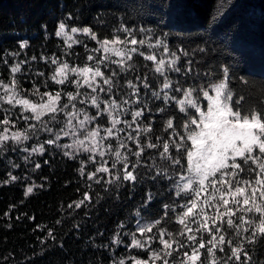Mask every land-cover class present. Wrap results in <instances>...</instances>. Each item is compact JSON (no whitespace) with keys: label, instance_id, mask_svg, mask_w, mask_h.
Masks as SVG:
<instances>
[{"label":"trees","instance_id":"16d2710c","mask_svg":"<svg viewBox=\"0 0 264 264\" xmlns=\"http://www.w3.org/2000/svg\"><path fill=\"white\" fill-rule=\"evenodd\" d=\"M61 23L68 28L89 27L97 39L81 35L79 43L69 48L55 35ZM115 37L144 40L152 48L161 41L170 55L180 57L176 67L181 71L166 68L165 75L176 87L194 88L193 98L204 107L201 89L210 91L225 71L234 107H264V0H0V80H15L20 93L33 100L46 98L44 93L65 96L72 89L52 79L58 64L86 66L98 41ZM153 50L159 54L156 47ZM153 50L142 47L144 55L153 54ZM128 64L131 69L123 72L114 65L104 69L107 76L112 71L118 74L113 78L112 98H129L127 80L140 87L138 107L147 101L151 109L141 123L152 128V132L141 134V143L150 139L160 147L146 148L139 164L134 157L135 167L130 171L135 182L119 176L96 183L88 179L91 172L80 159L57 147L25 158L0 146V264H118L130 255L142 257L129 249L131 245H123L130 242L140 222L155 223L153 230L158 235L161 231L178 234L182 229L177 219L190 199L177 195L175 185L188 168L187 148L191 144L185 138V147L178 152L173 141L179 144V135H173L172 129L165 131V127L171 119L176 133L183 135V124L195 110L188 108L187 115L180 112L177 101L183 98V91L166 90L175 97L167 104L151 96L164 79L154 71L152 61L137 53ZM16 65L20 71L12 73ZM145 77L149 89L142 87ZM241 96L244 99L236 105ZM5 118L0 113V121ZM15 119L20 121L17 116ZM107 121L105 116L103 124ZM3 129L5 124L0 123V133ZM157 136L162 139L157 140ZM170 136V154L180 160L178 165L160 156L163 140ZM28 187H33L31 194ZM85 193L89 200H84ZM204 236L206 233L199 232L198 238ZM234 236L232 232V247L242 246L251 258L246 264H264V236L257 234L254 244ZM177 238L189 243L184 236ZM114 239L119 243H113ZM223 247V252H216L224 260L220 264H245L243 253L237 262L228 259L230 247ZM191 250L189 245L174 251L170 261L180 264L183 253ZM201 262L210 264L206 248ZM125 264H132V260Z\"/></svg>","mask_w":264,"mask_h":264},{"label":"snow or ice","instance_id":"6c2138e0","mask_svg":"<svg viewBox=\"0 0 264 264\" xmlns=\"http://www.w3.org/2000/svg\"><path fill=\"white\" fill-rule=\"evenodd\" d=\"M66 25L61 23L59 25V30L56 31L55 35L65 36V43L71 48L72 44L78 41L74 40L72 35H66L65 32ZM71 33L82 32L86 36H90L92 40H96V35L92 32L89 27H84L82 29L72 27L70 29ZM100 47L94 51L103 52L100 60L97 62L99 64H105V61L109 59L110 56H115L118 59L112 60L119 66L120 70L127 71L131 69V65L128 61L133 59L131 53H136L137 48H127L120 47V45H143L144 40L137 41L135 38L121 40L119 37H115L111 40L103 39L98 41ZM163 46L164 53L168 54V48L166 45H162L161 41H157V45ZM21 47H24L22 44ZM144 56L145 60L152 61L156 66L154 71L160 76L164 77L159 91L153 90L151 96L156 99H162L165 104L170 100H175L174 96L169 95L166 90H173L175 92L183 91V98L177 101L179 105L180 112L187 113V109L191 108L195 110V115H190L189 119L183 124L185 130L183 135L176 133L173 126V121L169 119L166 122L165 131L168 129L173 130V135H179L180 143L175 145L176 150L179 152L181 148L185 147V138L190 142L191 147L187 148V161L188 169L187 171L192 174L191 176H180L181 181H185L182 185L178 187L177 195L180 192L192 193L193 198L188 201L186 205L182 207L186 208L183 211L177 222L182 225V229L178 234H173L171 232L161 231L159 233L158 242L162 245V249L152 250L148 259L141 261L135 257H130L133 260V264H155L157 260H162L163 264H169L168 257L172 256V253L180 252L182 248H187L191 245V254L185 251L183 253L184 259L181 260L180 264H197L200 260V249H205L206 245H210L207 248V252L213 255V261L215 264L214 253L217 249L220 252L224 251V245L227 244L230 247L231 255L228 259H234L237 262L241 260V254L243 253L245 257V264L250 260V256L242 246L232 247V241L227 240L225 235L221 234L222 228L217 226L218 222L224 223V218L227 217L226 224L229 228H235L237 235H239L240 229L244 225H248V228L244 230L247 232L251 229V235L247 237V242L249 244H254L257 242V233L264 236V107H259L256 109L242 110L241 107H234L233 105V95L229 89L228 84V73L225 71L224 78L218 83H214L211 86L212 95L209 94L208 90L201 89L203 98L208 101L206 110L202 109L198 101L193 98L194 88H181L174 86L171 79L165 75L166 68L172 69L176 72H180L181 69L176 67L177 61L180 57L172 53V59L166 61L164 59L157 60L155 55H144L143 52L139 53ZM89 61L93 60L94 57L89 55L87 57ZM52 63H56L55 60ZM105 67L107 65L105 64ZM20 71L19 65L11 68L12 73ZM75 74L78 79L71 81L75 86L77 91L75 94L69 92L67 93L69 103L76 101L78 97H81V88H86L90 90L91 93L95 95L88 96V93H84L85 98L79 100L80 104H90L92 107L97 109V112L93 116H89L83 110H80L79 114L76 111L68 113L67 130L61 129L65 136L74 135L75 129L72 125V121L79 119L82 115V119H79L80 129L83 130L85 125L91 123L97 117L102 114L108 116L109 123L111 127L104 129L105 136L100 135V129L94 128L87 132V138L90 147L85 146L84 140H78L77 143L79 147L85 152H91L93 158L95 155H99L103 158L106 151L111 150V145L105 149L104 145L101 143L102 140L118 135L120 132L124 131L123 128H118V125L123 124L126 128L131 129L128 133L127 139L135 143L137 151L132 152L129 149V153L137 158L136 164H139L140 158L144 153L145 149H154L160 147V145L153 143L150 139L146 143H141V133L152 132L151 126H142L140 123V118L148 119L146 112H150L151 109L147 107V101L143 105L138 107L136 110L129 113L128 107L130 104L140 105V87L133 83L132 80H127L126 87L131 90L130 93H126L129 98H123L118 102L117 99L112 98L115 94L112 92L114 85L113 78L118 74L112 71L109 76L101 70L99 66L97 67H82V68H70L68 63H63L57 67L55 74L52 79L57 84H64L69 80V73ZM137 80L140 77H136ZM106 86V87H105ZM6 92V102L8 104L15 103L23 107L25 112H31L33 119L40 121L41 118L46 114H56L62 111L64 108L68 107V104L60 105L59 101L61 99V93L56 92L55 95L52 93H44L43 96L47 97L46 101L39 104L31 103L27 99H17L16 98V81L13 80L11 85H3ZM144 89H149L151 87L148 82V78H144L142 84ZM38 91V90H37ZM100 93L105 94V99L101 100ZM161 93L163 96L161 97ZM111 94V95H110ZM135 98V99H132ZM244 97H239L235 104L239 105L240 101ZM75 108V104H73ZM158 111H164L163 108H158ZM131 115V122L127 120H122L121 115ZM26 120L29 117H24ZM5 125L9 124L10 121L5 118L0 121ZM135 125V127H133ZM192 126H195L194 128ZM35 127V126H31ZM51 132V129H47ZM8 129H3L0 133V146H2L9 139L19 144L23 140L29 139L26 133L13 132L9 136ZM132 132L136 135L133 136ZM60 138L59 134L56 135V140ZM157 140L162 138L157 136ZM56 140L49 139L46 141L48 144H54ZM171 136L163 140L162 152H160L161 158H166L172 162V164H180V160L173 158L170 154V144ZM121 148H127V144L120 143ZM62 147L71 148L72 145L65 144ZM26 150V149H25ZM33 151L43 152L44 148L41 145L39 148H33ZM116 161L113 163L115 167L116 163H121L123 165V176L122 179L125 181L135 182L136 176L133 171L129 170L128 155H122L120 151L115 153ZM65 155H71L69 152H65ZM107 161L103 165L96 168L95 172L88 175V179L92 180L97 173H109L110 170L106 166ZM247 166V167H245ZM36 167H40L39 164ZM135 165H133V168ZM81 173L83 174V168H81ZM247 173V176L242 175ZM193 176L195 179H193ZM115 179H120L119 176L114 177ZM13 180L16 177H12ZM96 183H100V180H96ZM111 183V181H108ZM195 185V187H194ZM28 193L32 192V188L27 189ZM203 198L201 199V197ZM90 197L87 193L84 195V200H89ZM81 201L80 203H83ZM234 205L230 207L229 205ZM71 207V206H70ZM76 207H80L77 204ZM197 209L198 212H197ZM205 209H215V215L209 216ZM223 209V211H221ZM255 212L259 214L258 222L252 220L250 217L245 218L246 214ZM237 213H244L238 217L240 223L236 224L232 217L236 216ZM189 218H192L189 222ZM211 222V224H210ZM156 223H159L157 221ZM195 224L196 227L193 228L191 225ZM153 226H143L139 227L137 231L141 236L145 233H151ZM207 232L211 237L209 240L205 241L200 239L198 241L195 233ZM51 235V233H49ZM178 236L186 237L189 243H185L177 238ZM165 236L168 238L165 239ZM153 237L149 236L143 242L140 239H136L133 235L131 241V247L133 248H144L148 250L149 241ZM113 243H119L117 240H113ZM118 264H125L124 259H120Z\"/></svg>","mask_w":264,"mask_h":264},{"label":"rangeland","instance_id":"374dc122","mask_svg":"<svg viewBox=\"0 0 264 264\" xmlns=\"http://www.w3.org/2000/svg\"><path fill=\"white\" fill-rule=\"evenodd\" d=\"M70 29L71 28H68L66 26L65 32H66V35H72L73 39L78 41L77 43L72 44V46H74V45L79 43L81 35H84V34L82 32L71 33ZM60 37L62 39H64V40L66 38L65 36H60ZM125 39H129L130 40L132 38H124V39H121V40H125ZM149 45H150L149 43H144L143 45H140L139 43L136 44V45H131L129 43L127 45H120V47H127L129 49L133 48V47L137 48L138 51L136 53H131L132 56H134L137 53L142 52V47L143 46L148 47L151 50H153V48L156 47L158 49V51H159V54H156L154 52V50H153L152 51L153 54H151V55H155L157 57V60L164 59V60L168 61V60L173 58L172 55H170L169 53L165 54L164 53V49L162 51L160 46H155L156 45L155 44L154 47L152 48L151 47L152 45L151 46H149ZM99 47H100V45L98 43V47L96 49H99ZM103 55L104 54H103L102 51H100V52L93 51L91 56H93L94 59L91 60L90 64H88L86 66H72V65L69 64V67L70 68H73V67L82 68V67H97V66H99L101 68V70L104 72V69L108 70V69H110L112 67V65L118 66L117 64L111 62L112 60L118 59L115 56H110L109 59L107 61H105V64L107 65V67H105V64H99L98 65L97 62L100 60L101 56H103ZM129 62L130 61H128L127 63H129ZM61 64H63V63H61ZM61 64H58V66H60ZM105 75L107 76L106 73H105ZM76 79H78V77L75 74H72L70 72L69 73V80L66 81L64 84H62V85H65V86L68 87L67 90H71L72 89L70 92L73 93V94H75L77 89H76V86L71 81L76 80ZM3 85H11V83H7V82H4V81L0 80V113L2 115H6V118L10 121L9 124L5 125V128H7L9 130L7 134L9 136H11V134L13 132L19 131V132H22V133H26L29 136V139L23 140L19 144L15 143L11 139H9L7 142H5L1 146V149H3V151L5 149H10L11 151H13V153H17V155L21 154L25 158H33L35 156L44 154L48 147L54 146V147H57V148L63 150L64 152H69V153H71L72 156L80 159L83 162L84 168L86 170H88L89 172H91V173L95 172L96 168L100 167L101 165L104 164L105 161H107V165L106 166L109 168L110 174L109 173H97L93 180H100V179H102L104 177H107V178L111 179L112 177L123 176V165L121 163H116L115 167H113V163L116 161V157H115V154H114L116 151H120L122 153V155H125V154L128 155L127 163L129 164V170L133 166L132 163L134 161V157L135 156H133V155H131L129 153V149H131L132 152H135V151H137V148H136V145H135L134 142L129 141L127 139V135H128L129 132H131V129L126 128L123 124L118 125L117 127L118 128H123L124 131L120 132L118 135H114L113 137H110V138H107V139H104V140L101 141V143L104 145L105 149L108 147V145H111V150L106 151V154H105V156L103 158H101L98 154L95 155V157L93 158V154L91 152H85L79 147V145L77 143L78 140H84L85 141V146L90 147V144H89V141H88V138H87V132L90 131V130H93L94 128L98 127L100 129V135L102 137L106 135L105 132H104V129L111 127V124L109 123V120L107 121V125L103 124L104 123L103 119H104L105 116H107L106 114H102L99 117H97L95 120H93L91 123L86 124L85 128L83 130H81L80 126H79V119L83 118L82 115H80L79 119H76V120L72 121V125H73V127L75 129V134L74 135L65 136L63 134V132L61 131V129L67 130V121L69 119L67 114L70 113V112L76 111L79 114L80 110H83V112H86L89 116L95 115V113L97 112L96 108L92 107L90 104H80L79 103V100L81 98H85L84 95H83L84 93L87 92L89 97L91 95H95V94L91 93L90 90H87L86 88H81L80 89V92L82 94L81 97H78L76 101H73L71 103H69V101H68L67 94L65 96H63L61 94V99L59 101V104L60 105L68 104V107L64 108L62 111L57 112L56 114H46V115H44L41 118L40 121H37L36 119L31 118L32 117V113L30 111L29 112H25L22 106L16 105L15 103L8 104L6 102L5 97H6L7 94L5 92V89H4ZM15 91H16V98L17 99H27L31 103H34V104H39V103H42L43 101L47 100V97L44 98V99H40V100H33V99L28 98V97H25L24 95H22L20 93V91L18 90L17 87H15ZM209 94L210 95L213 94L211 92V90L209 91ZM53 95H55V94H53ZM100 98H101V100L105 99V94L104 93H100ZM123 98H126V96L123 97ZM203 100H204V102H206V107H207L208 101L205 100L204 98H203ZM73 104H75V108H73ZM199 105L202 107V109L206 110V107H204L203 103H201V104L199 103ZM127 107H128V111L130 113L131 111L136 110L138 108V105L133 103V104H130L129 106H127ZM16 116L19 118L20 121H16V119H15ZM24 117H29V119L26 120ZM120 118L122 120H127V121L131 122V115L130 114L121 115ZM140 123H141V118H140ZM31 126H35V127H31ZM142 126H143V124H142ZM133 127H135V125H133ZM46 128L47 129H51V132L47 131ZM57 134H59V136H60V138L58 140H56V135ZM132 135L135 136L136 133L132 132ZM49 139L56 140V142L54 144L46 143V141L49 140ZM121 142L127 144V148H121L119 146ZM65 144L72 145V147L71 148L62 147ZM41 145H43V148H44V151L42 153L33 151V148H39ZM136 160H135V162H136ZM187 169H186V172H185V174L183 176H191L192 175V174H190L187 171ZM193 179H195L194 176H193ZM183 183H185V181H181L180 179H178V181H177V183L175 185V188H176L177 191H178V187L180 185H182ZM194 187H195V185H194ZM28 188H33V187H28ZM31 193H28V194H31ZM180 194L186 195L190 200L193 198L192 193H189V192H180ZM202 198H203V196L201 197V199ZM229 206L230 207H234V205H231V204ZM198 210L199 209H197V212H198ZM205 211L208 212L209 216H214L215 215V209H210V210L209 209H205ZM221 211H223V209H221ZM240 215H244V213H237L236 216L232 217V219L234 220V222L236 224L240 223V221L238 219V217ZM249 217L252 220L258 222L259 214L255 213V212L246 214L245 218L247 219ZM191 219L192 218H189V222L191 221ZM226 220H227V217L224 218V221H225L224 223L221 224L220 222H218L217 226L222 228L221 234L225 235L226 241L227 240H231L233 242V239L231 238L232 232L235 233L234 237H235L236 240H237V232H236L235 228H229L227 226ZM210 224H211V222H210ZM153 225H155V223H153V222L151 223V222H147V221H142V222H140L137 225V227L135 228V231L132 233V235L129 238L130 242L128 244L125 243L123 245L130 246L131 245V241L133 239V235H135L136 239H140L142 242L144 240H146L149 236L153 237V239L151 241H149L150 247H148V250H145L144 248H133V247L130 246L129 249H135L137 252H139L142 255V257H136V256L130 255V256H128L125 259V261L129 260V259L132 260L130 257H135L137 259H140L141 261H144V260L148 259V257H149V255H150L152 250L162 249V245H160L159 242H158L159 235L154 230H152L151 233H145L144 236H141L139 234V232L137 231V229L139 227L153 226ZM191 226L193 228L196 227L195 224H192ZM248 227H249L248 225H244L240 229L238 237H241V240L242 239H247V237H249L251 235V229L249 231H247V232L244 230L245 228H248ZM204 233H206V236H204L203 240H205V241L209 240L211 237L208 235L207 232H204ZM257 234H259V233H257ZM195 235L197 236V238L199 237V233H195ZM201 238H198V239L200 240ZM165 239H166V237H165ZM208 247H210V245H206V249ZM203 250L204 249H200L199 250V252H200V260L197 261V264H202L201 259H202V255H203ZM218 250L219 249H217L215 251V253H214L215 264H220V263L224 262L222 257L219 258L217 256L216 252ZM146 254H147V258H145ZM171 257H168L169 264H172V262L170 261ZM132 264H133V260H132ZM149 264H151V262H149ZM155 264H163V262H162V260H157L155 262ZM210 264H214L213 255H210Z\"/></svg>","mask_w":264,"mask_h":264}]
</instances>
